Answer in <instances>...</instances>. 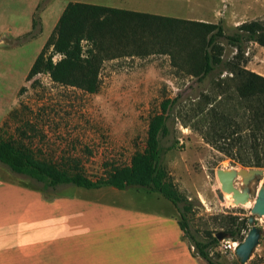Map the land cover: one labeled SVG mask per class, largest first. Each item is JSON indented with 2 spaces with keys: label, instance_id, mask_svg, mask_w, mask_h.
Here are the masks:
<instances>
[{
  "label": "rangeland",
  "instance_id": "1",
  "mask_svg": "<svg viewBox=\"0 0 264 264\" xmlns=\"http://www.w3.org/2000/svg\"><path fill=\"white\" fill-rule=\"evenodd\" d=\"M49 5V0H41L36 7L35 33L43 26V15ZM187 5L188 10L193 9L194 16L182 19L222 22L230 34L242 23L264 22V0H191ZM144 35L147 38L150 33ZM152 42L151 37L147 38L146 47L151 48L155 42L160 44ZM150 51L154 53L106 60L100 72L101 87L95 94L61 86L37 75L26 81L10 115V123L15 128L14 140L28 146L39 157L75 167L96 181L106 174V165L108 169L113 165H128L134 153L145 148L151 116L161 111L160 105L166 98L179 95L168 122L170 133L162 139L164 164L177 189L192 205V213L188 216L189 232L205 241L209 233L223 231L232 217L243 219L252 215L257 193L264 185V174L249 185L251 201L235 204L232 194L222 191L217 171L239 169L241 165L208 144L202 135L201 116H197L200 108L226 113L235 104L234 97L230 95L232 88L229 90L227 86L231 74L221 68L200 82L177 66L170 56L157 53V48ZM235 53L234 48L225 42L224 59H232ZM244 65L264 76V48L249 43ZM20 82L13 81L11 90ZM220 85L226 89H223L224 93ZM4 137L13 138L8 137L7 132ZM1 167L8 171L2 181L4 185H10L13 200L22 197L21 200L28 204L32 201L28 190H39L48 202L49 206L26 210L24 217H51L56 208L52 203L57 199H60L58 205L67 201L99 199L132 202L148 212L172 211V203L161 195L137 187L127 188L125 195L105 197L99 190L72 185L46 190L42 183L16 174L7 166ZM235 186L239 189L245 187L241 177L236 179ZM173 212L179 218L175 206ZM255 224L262 229L261 243L248 262L242 263L235 256L223 254L221 243L211 250L213 260L220 264H264V219H257ZM243 235L247 236L246 233ZM173 255V251L166 255L170 264L175 263Z\"/></svg>",
  "mask_w": 264,
  "mask_h": 264
},
{
  "label": "trees",
  "instance_id": "2",
  "mask_svg": "<svg viewBox=\"0 0 264 264\" xmlns=\"http://www.w3.org/2000/svg\"><path fill=\"white\" fill-rule=\"evenodd\" d=\"M36 24L35 21L34 28ZM147 32L150 33L147 38L151 37L153 42L160 44L152 42L151 48H147L144 35ZM27 36L26 39L30 38ZM225 42L236 51L228 61L224 59ZM249 43L264 48L262 20L242 23L230 34L222 22L154 16L70 2L35 60L27 81L45 72L58 85L95 94L101 87L100 72L106 60L150 55L154 53L150 51L153 48H157L159 54L170 56L177 66L200 82L222 68L231 74L227 86L229 90L232 88L230 95L234 97L235 104L226 113L199 109L197 116H201L203 138L241 166L264 169V76L244 65ZM57 54L62 58L55 63L53 58ZM219 88L222 93L226 91L221 85ZM179 98V95L166 98L160 105L161 111L151 116L145 148L136 151L128 165H113L110 169L106 165V174L96 181L75 167L39 157L28 146L6 139L1 133L0 163L16 174L42 183L46 190L72 185L85 189L113 187L126 190L137 187L157 193L178 209V223L184 238H189L194 247V255L209 264H220L211 255V250L220 244L216 235L224 232L228 238H240L238 241L242 242L246 237L243 234H248L251 229L249 217H232L223 231L209 233L205 241L189 232L188 216L192 213V205L171 179L164 164L162 146V139L170 133V114Z\"/></svg>",
  "mask_w": 264,
  "mask_h": 264
},
{
  "label": "crops",
  "instance_id": "3",
  "mask_svg": "<svg viewBox=\"0 0 264 264\" xmlns=\"http://www.w3.org/2000/svg\"><path fill=\"white\" fill-rule=\"evenodd\" d=\"M40 1L0 0V133L3 137L7 132L8 137L16 138L10 123L11 112L68 3H89L163 17L194 16L193 9H187L191 0H49L43 26L35 33L34 14ZM32 33L30 38H25ZM16 80L21 84L11 90V83ZM1 166L5 165L0 163V264H170L166 255L171 251L174 264H209L194 255V247L184 238L173 204L171 212L155 213L132 202L90 201L82 197L86 200L58 205L60 199H57L52 203L56 208L51 217H24L26 210L42 208L48 202L39 190H28L32 195L28 204L22 197L13 200L10 185L2 181L8 171ZM94 190L101 191L103 197L126 194L113 187Z\"/></svg>",
  "mask_w": 264,
  "mask_h": 264
},
{
  "label": "water",
  "instance_id": "4",
  "mask_svg": "<svg viewBox=\"0 0 264 264\" xmlns=\"http://www.w3.org/2000/svg\"><path fill=\"white\" fill-rule=\"evenodd\" d=\"M263 174V169L249 168L246 166H240L239 169L217 171L218 179L222 185V191L232 194L234 203L237 205L246 204L251 201L249 185ZM240 177L242 178V183L245 185L243 189L235 186L236 179ZM251 213L252 215L249 217L251 229L236 250L237 258L242 263L248 262L255 249L260 245L262 229L256 226L255 221L264 216V185L260 187L257 193V198L255 199ZM216 237L220 242L228 238L224 232H219Z\"/></svg>",
  "mask_w": 264,
  "mask_h": 264
},
{
  "label": "built area",
  "instance_id": "5",
  "mask_svg": "<svg viewBox=\"0 0 264 264\" xmlns=\"http://www.w3.org/2000/svg\"><path fill=\"white\" fill-rule=\"evenodd\" d=\"M56 56H59L58 60H60L62 58V55H60V54L55 55L53 58L55 63L58 61L56 59ZM37 76L43 77L44 79H49L50 81H53L51 78V75L49 73L43 72V73H39ZM263 219H264V216L261 218H258L259 221H262ZM263 230H264V227H263ZM220 243H221V250H222L223 254L232 255V256L237 257L236 250L239 247V245L241 244L240 241L233 240L231 238H227V239L222 240Z\"/></svg>",
  "mask_w": 264,
  "mask_h": 264
}]
</instances>
